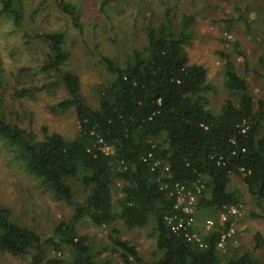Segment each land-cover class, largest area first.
Instances as JSON below:
<instances>
[{"label":"trees","instance_id":"1","mask_svg":"<svg viewBox=\"0 0 264 264\" xmlns=\"http://www.w3.org/2000/svg\"><path fill=\"white\" fill-rule=\"evenodd\" d=\"M262 1L258 10L264 22ZM164 5V0L99 1L101 13L111 22L124 9L136 7L138 19L133 22L140 21L143 40L122 65L109 54L99 55L106 80L95 88L97 103L91 106L80 92L79 76L67 67L72 55L67 31L83 35L90 26L73 0H0V43L17 47L19 55L40 57L18 72L39 80L41 86L28 83L14 90L13 98L30 99L62 87L66 97L55 109L73 111L79 127L73 138L66 139L46 129L38 136L31 127L20 126L1 94L5 72L0 55V158L5 167L14 166L32 177L54 201L75 206L73 215L43 239L14 221L11 210L0 204L1 252L29 257V264H110L99 262L87 236L78 234V226L88 221L109 229L112 253L123 264H263L248 250L229 253L217 248L231 219L202 234L195 225L191 231L201 235L202 247L186 242L167 224L166 219L177 213L178 188L195 195V218L201 212L228 214L239 208L243 197L231 188L233 178L240 180L253 206L262 209L264 101H254L246 80L227 62L223 87L228 97L217 109L210 108L206 95L213 86L207 82L206 69L190 63L185 50L194 35L195 17L174 13L177 5L165 10ZM52 10L66 20L65 27L46 25ZM238 15L246 32L252 33L244 12ZM92 25L94 31L98 23ZM73 183L79 185L82 201L74 199ZM118 184L120 196L114 199ZM117 221L127 229L151 223L159 258L147 263L139 256L120 237ZM227 241L229 246L232 238ZM256 243L254 249L264 246L259 236ZM63 249L72 253L70 261L49 256Z\"/></svg>","mask_w":264,"mask_h":264},{"label":"rangeland","instance_id":"2","mask_svg":"<svg viewBox=\"0 0 264 264\" xmlns=\"http://www.w3.org/2000/svg\"><path fill=\"white\" fill-rule=\"evenodd\" d=\"M99 1L101 0H73L82 14V20L90 23L83 35L67 31L68 46L72 55L68 68L73 70L80 78V92L87 103L95 106V88L105 80V72L98 64L101 54L110 55L118 59L120 65L124 64L129 53L133 49L140 48V21L137 20L136 7L123 10V15L111 22L105 14H102ZM159 3V0H148ZM163 9L177 5L174 13L193 15L195 23L191 27L193 37L185 46L190 63L202 65L206 69L207 82L213 86L206 96L210 108L217 109L228 97V92L223 87L224 69L227 62L234 65L238 74L243 77L249 87L254 101H264V22L259 18V8L262 0H164ZM239 11L244 12L248 18V24L252 33L246 32L244 22H239ZM173 13V11H172ZM235 20L233 25L228 22ZM98 23L93 31L92 23ZM55 23L61 28L66 25V20L51 11L46 25ZM66 30V28H63ZM69 30V28H68ZM1 44V43H0ZM98 45V50L94 46ZM10 43L2 42L0 55L4 65V88L2 96L7 102L9 113L20 126L31 127L36 135L42 136L43 129L49 133H57L66 139L74 137L78 130V124L73 111H61L55 109L58 102L65 99V91L62 87L55 91H44L35 94L33 98L15 100L13 91L20 89L28 83L33 86H41L39 80H32L21 75L18 69L22 65L38 63L39 55L17 54V47L11 49ZM12 52V53H10ZM109 52V53H108ZM264 129V125H263ZM118 184L113 191L114 199L118 198L120 188ZM231 188L235 189L242 197L243 204L239 208L231 209L228 214L212 212L197 213L195 225L199 233L206 230V223L211 221L213 226L222 225L231 219L228 234L232 238L230 245L226 240L221 252L237 249L240 252L248 250L253 252L264 264V246L254 249L256 237L264 240V203L262 209L253 206L251 198L240 180L233 178ZM74 199L82 201L83 194L79 185L73 183ZM74 203V202H73ZM0 204L7 206L14 221L33 230L43 239L52 236L54 227L62 220H68L74 213V204L57 202L48 193L36 186L33 178L23 172H18L14 166L5 167L0 158ZM250 213L254 214V217ZM120 237L129 241L134 246L139 256L147 263L156 261L160 253L155 250L154 239L150 236L151 223L147 227L127 229L119 221L114 223ZM212 226V227H213ZM211 227V228H212ZM210 228V229H211ZM77 232L87 236L90 250L98 254L99 262L110 264H123L118 254L112 253L109 241V229L97 228L88 221L81 223ZM228 246V248H227ZM49 256H57L65 261H70L72 253L63 249L60 254L49 253ZM30 258H14L0 251V264H29ZM135 264V263H134Z\"/></svg>","mask_w":264,"mask_h":264},{"label":"built area","instance_id":"3","mask_svg":"<svg viewBox=\"0 0 264 264\" xmlns=\"http://www.w3.org/2000/svg\"><path fill=\"white\" fill-rule=\"evenodd\" d=\"M195 206V195L190 192H185L183 188H178L174 206L177 213L166 220L173 233H182L186 242L194 243L202 247L201 235L191 231L195 226ZM212 226L213 223L211 221L206 223V229H210ZM228 237H230L228 233L221 237L217 245L218 249L222 250Z\"/></svg>","mask_w":264,"mask_h":264}]
</instances>
